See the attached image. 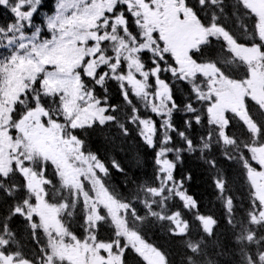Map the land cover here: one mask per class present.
I'll return each mask as SVG.
<instances>
[{"label": "trees", "instance_id": "obj_1", "mask_svg": "<svg viewBox=\"0 0 264 264\" xmlns=\"http://www.w3.org/2000/svg\"><path fill=\"white\" fill-rule=\"evenodd\" d=\"M228 5L233 8V13V0H225L224 6ZM232 18L235 22L243 20L241 16H230L233 23ZM213 53H217V49ZM145 54H140L139 62L142 65L148 63L151 68L152 60ZM170 68L167 65L165 72V66L160 67L159 77L166 73L165 81L172 101L165 98L162 102H155L148 97L149 91L143 99H122L118 82L114 79L104 81L107 89L113 88L114 92L108 90L110 96L106 101L97 90L95 94L100 95L109 107L116 105L114 99L123 100L122 107L119 106L121 113L119 107L108 109L109 121L101 126L94 123L90 128L78 131L81 150L85 155H93L103 161L106 173L100 175L101 181L109 187H116V194L126 197L131 205L137 203V197L144 193L139 188L143 183L146 182L147 186L151 182L155 184V199L149 206L150 210L155 207L157 221L153 220L147 227L145 224L144 229L148 237L153 236L150 242L165 252L169 264H246L244 252L254 244H260L259 236L264 229V223L256 221L260 205L247 174L248 164L253 163L248 155L249 141L243 138L248 132L235 131L241 134L236 135L232 146L239 149L238 155L228 153L216 133L214 136L218 141H192L193 136L189 134L197 131L198 124L193 123L186 132L189 137L184 130V84L168 77ZM82 80L90 85L89 79L82 77ZM148 119L155 127L148 137L149 143L144 138L149 134L143 126ZM158 153L172 163L169 172L159 171L156 163ZM183 189L194 199L196 208L184 206L179 198ZM173 209L186 211L194 218L188 232L183 235L175 233L176 227L169 218ZM9 210L10 197L0 192V220L8 218ZM15 219L16 216L13 217ZM200 219L213 221L210 235L200 229L203 222ZM12 227L22 244L28 246L26 233L20 227ZM194 250L201 251V255L196 257Z\"/></svg>", "mask_w": 264, "mask_h": 264}, {"label": "rangeland", "instance_id": "obj_2", "mask_svg": "<svg viewBox=\"0 0 264 264\" xmlns=\"http://www.w3.org/2000/svg\"><path fill=\"white\" fill-rule=\"evenodd\" d=\"M244 1L254 11H258V5L254 0ZM111 5L112 0H58L55 13L47 19L46 32H48V38H41L38 30L29 31L24 35L21 31L23 30V23L19 16L12 24H4V27L0 29V49L2 47L11 48L3 51H12L13 53L5 55L0 62V174L4 175L9 170L12 162L10 156L16 160L23 157L27 160L34 157L31 154L34 151L37 152L35 154L48 157L55 165L57 164L59 170L63 172L62 175L66 182L71 185H76L77 179L75 177L77 173L81 174L78 171L80 169L75 168L76 163L88 166L94 164L96 168L101 170V165L98 162L90 161L79 153L78 141H74L67 131L70 128L86 124L89 120L92 122L105 119L104 109L97 105L90 94L81 91V82L75 70L86 57L88 60L84 70L87 75L92 76L94 75V65L100 61H105L98 46L93 43L88 44V42L90 38L94 41L98 40L96 32L91 29L94 27L97 18L111 10ZM172 9L174 7L167 0L162 3V12H155V18L150 15L146 16L143 22L144 35H150L157 30L167 42L170 27L166 20L173 17ZM263 15L264 12H261L259 27L261 36L264 38ZM23 19L25 23H28L26 16H23ZM175 27L178 29L177 24ZM85 29H87L86 32ZM202 32L201 29L200 33ZM200 33L198 32V34ZM120 44H123L121 40ZM170 44L172 46V43ZM173 50L177 55L176 47ZM238 53L248 65L252 67L256 65L254 59L258 57V52L255 48L243 47L240 51L238 50ZM178 60L181 65L180 70L183 72L186 70L184 60ZM191 71L189 70V72ZM207 71L210 74L213 73L211 68H208ZM38 74L42 75L39 80L40 93L43 95L51 94L53 90L61 92V100L59 104H55L57 106L55 109L61 114L62 120L48 124L41 123L42 118L46 115L45 111L37 108L30 109L18 118L16 122L17 131L12 135L7 128L9 110L14 106L15 101L19 100L18 95L24 93L25 86L32 85ZM130 82L138 87V81L134 77H131ZM157 84L160 88L156 90L155 94L157 97H161L166 90L160 82ZM217 88L216 85L211 88V92L217 96L216 103L211 109V114L215 116L216 120L222 110L231 107L226 105L228 100L233 101L232 89L228 90L223 87V91L219 93ZM33 97L37 98V95L33 94ZM27 101H31V98H28ZM220 103H222V107ZM21 145L23 148H20ZM263 151L264 147L257 149L256 153L258 156H262ZM70 158L77 160L69 162ZM29 170L30 167L22 171L27 179L28 187L36 193L43 184L42 178H37ZM39 171L43 172L44 168ZM261 178L260 175L255 177L256 181L261 180ZM91 191L93 194H90L86 200L89 202L92 200L95 204L96 217L101 219V216L107 215L112 221L119 220L120 206L111 200L100 186L95 190L91 188ZM100 206L102 209L105 207L107 214L102 215L100 213ZM38 207H42V202L39 201ZM91 212L93 214V210ZM147 254L150 255V259L154 258V255L148 251ZM93 256L95 259L100 258L97 255ZM109 261L111 264H119L116 259ZM160 262V255L155 252L154 264H160Z\"/></svg>", "mask_w": 264, "mask_h": 264}, {"label": "flooded vegetation", "instance_id": "obj_3", "mask_svg": "<svg viewBox=\"0 0 264 264\" xmlns=\"http://www.w3.org/2000/svg\"><path fill=\"white\" fill-rule=\"evenodd\" d=\"M182 29L184 30V34L182 36V44L186 43L189 46L193 44V36L190 34V26H187L186 28L182 25ZM187 30V31H186ZM185 37V39H183ZM176 41L179 40L178 37L175 38ZM1 262V261H0Z\"/></svg>", "mask_w": 264, "mask_h": 264}]
</instances>
